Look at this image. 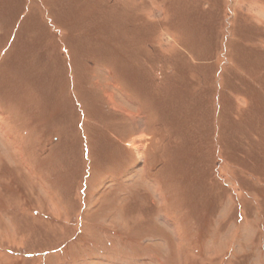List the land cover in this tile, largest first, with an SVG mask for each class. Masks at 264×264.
Segmentation results:
<instances>
[{"label":"rangeland","instance_id":"1","mask_svg":"<svg viewBox=\"0 0 264 264\" xmlns=\"http://www.w3.org/2000/svg\"><path fill=\"white\" fill-rule=\"evenodd\" d=\"M0 264H264V0H0Z\"/></svg>","mask_w":264,"mask_h":264}]
</instances>
